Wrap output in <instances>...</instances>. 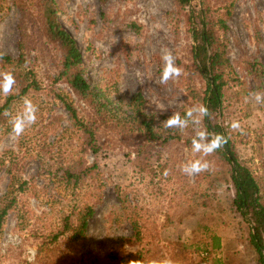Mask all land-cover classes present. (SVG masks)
<instances>
[{
    "label": "rangeland",
    "instance_id": "rangeland-1",
    "mask_svg": "<svg viewBox=\"0 0 264 264\" xmlns=\"http://www.w3.org/2000/svg\"><path fill=\"white\" fill-rule=\"evenodd\" d=\"M35 1L0 0V55L17 58L23 52L46 88L27 95L38 105V119L18 139L10 136L5 112L21 111L25 96L14 99L0 119V199L8 193L18 199L0 233V264H28V248L37 250L34 264H111L112 251L133 260L167 257L175 264H261L250 242L251 225L233 205L230 165L214 152L203 157L209 170L189 177L180 166L201 158L192 152L193 126L176 130L179 136L167 142H150L133 121L138 93L142 110L159 131L173 112L183 116L202 104L192 91L203 95L207 82L193 66L188 20L201 0L185 8L176 0H57L58 19L78 41L86 76L108 103L102 112L67 83L53 81L61 67L59 47L47 38ZM205 2L210 15L226 24L218 32L228 61L223 107L214 120L227 127L264 196V104L249 97L264 92V0ZM162 48L171 50L183 69L166 85L156 83ZM0 72L13 74V66L0 58ZM52 89L99 125V152L84 143ZM19 90L16 81L11 94H0V106ZM233 120L240 121L243 134L230 128ZM70 164L89 168L79 185L63 178ZM22 181H28L24 190ZM86 205L94 213L85 238L75 245L65 235L59 244L51 243L64 217L76 219Z\"/></svg>",
    "mask_w": 264,
    "mask_h": 264
},
{
    "label": "trees",
    "instance_id": "trees-1",
    "mask_svg": "<svg viewBox=\"0 0 264 264\" xmlns=\"http://www.w3.org/2000/svg\"><path fill=\"white\" fill-rule=\"evenodd\" d=\"M108 0H103L106 2ZM180 8L191 6L193 0H176ZM37 13L42 20L47 38L59 47L61 67L53 81L65 82L69 87L89 106L96 108L98 112L107 110L108 103L103 96L93 87L85 73L83 53L80 49L77 39L74 35L59 21L57 0H36ZM202 6L198 11L192 10L189 14L190 31L194 39L192 47L193 66L199 74L206 78L207 87L200 95L192 91L193 97L199 98L202 104L206 105L211 113L212 119H204V127L209 132L222 133L229 137L228 143L218 153L231 167V180L235 188L234 207L251 225L250 242L258 254L261 264H264V196L261 192L257 177L252 169L239 158L235 142L228 133L227 127L214 120L217 112L223 107L224 84H225V51L219 35V30L226 26L225 20L210 15L209 5L205 0H201ZM0 58L13 66L15 80L19 84V93L9 97L2 106H0V119L3 113L10 108L11 103L16 98H22L32 93H38L45 90V85L39 77V73L33 68L27 66V59L22 52L17 58L10 55H0ZM54 90V89H52ZM57 98L62 102L64 108L70 115L74 125L82 131L84 143L93 152H99L102 148L100 142V129L96 121L92 118L82 116L77 106L66 95L60 91H53ZM134 100L137 102L133 111V121L138 129L146 133L147 141L167 142L179 135L175 133L177 129L171 130L163 128L157 130L152 120L148 119L142 105L144 98L138 93ZM89 168L79 169L76 164H70L64 169L63 178L72 185H79V181L86 176ZM15 183V182H14ZM28 181L20 182L22 190ZM18 199L12 193L6 194L0 199V233L9 211L17 204ZM94 209L85 206L79 209L76 219L72 215L64 217L62 227L57 233L51 236V243L59 244L62 236L68 235V238L76 243L79 239L85 238L89 228V218L93 215ZM136 224L135 234L138 239L141 238L139 224ZM219 244H217L218 246ZM43 247L39 248L38 257L41 255ZM85 253L81 254L84 260ZM108 263L127 264L129 260L125 256L112 251L108 256ZM40 258V257H39ZM98 260L90 264H96ZM83 264H88L85 260Z\"/></svg>",
    "mask_w": 264,
    "mask_h": 264
},
{
    "label": "clouds",
    "instance_id": "clouds-1",
    "mask_svg": "<svg viewBox=\"0 0 264 264\" xmlns=\"http://www.w3.org/2000/svg\"><path fill=\"white\" fill-rule=\"evenodd\" d=\"M161 61V75L156 83L159 85H166L169 81H175L182 76L183 69L176 64V57L171 50L167 48L161 49ZM135 75L140 80V83L143 84V73L137 69ZM15 83V77L11 72H0V94L5 96L11 94ZM249 97L257 104H264V92L253 91L249 93ZM249 97H245L246 103ZM158 109L163 110V108L159 106ZM38 111V105L33 103L29 97L25 96L23 98V107L21 111L17 112L14 116L9 112H5V115L10 116V136L14 139H18L22 136L27 128L37 122ZM205 118L209 120L212 119L210 109L204 104H197L189 107L183 116L179 112H173L170 117L162 122L164 128L177 129L180 131L188 128L190 124L193 126L194 136L191 141L192 152L194 154H201V158L188 160L180 166L181 172L189 177L208 171L210 162L203 159V157L212 155L228 143L229 137H226L224 134L209 132L207 128L201 127ZM230 128L233 131H239L241 134L244 133L240 121L233 120L230 124ZM165 175H167V171H165ZM36 254L37 250L35 248H28L26 250L28 264H34ZM127 264H175V262L171 258L165 257L149 261H144L143 259L129 260Z\"/></svg>",
    "mask_w": 264,
    "mask_h": 264
}]
</instances>
